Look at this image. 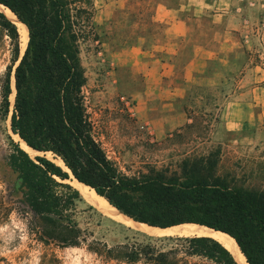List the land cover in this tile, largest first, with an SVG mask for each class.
I'll use <instances>...</instances> for the list:
<instances>
[{"label": "trees", "instance_id": "trees-1", "mask_svg": "<svg viewBox=\"0 0 264 264\" xmlns=\"http://www.w3.org/2000/svg\"><path fill=\"white\" fill-rule=\"evenodd\" d=\"M0 4L28 29V47L20 61L18 27L0 12V29L12 47L11 65L0 83L2 117L8 119L11 111L14 72L11 130L30 149L45 154L31 158L10 138L14 149L8 166L18 177V191L37 241L60 249L88 244L91 235L77 221L82 196L67 182L75 178L136 223L164 230L195 224L224 232L235 240L249 264H264V192L219 175V150L186 156L180 172L149 165L146 172L133 175L122 172L109 156L84 93L88 77L81 55L89 42L86 33L102 43L93 22L95 0H0ZM194 96H189L186 108L193 123L168 139L202 129L189 108ZM48 154L61 159L74 178ZM165 239L180 242L190 257L238 264L229 250L211 238ZM96 243L101 248L90 245L88 250L108 262L173 264L167 253L152 244L127 240L110 247Z\"/></svg>", "mask_w": 264, "mask_h": 264}, {"label": "rangeland", "instance_id": "rangeland-1", "mask_svg": "<svg viewBox=\"0 0 264 264\" xmlns=\"http://www.w3.org/2000/svg\"><path fill=\"white\" fill-rule=\"evenodd\" d=\"M105 2L107 3V0H96L93 21L95 33L102 42V48L94 40L95 36L93 34L86 33V39L89 42L86 41L83 46L82 63L89 73L91 71L95 73L96 82L92 88L91 86L89 89L85 88L84 93L90 113L102 134L101 140L104 142V147L109 156L119 163L121 171L133 175L136 172H146L149 165H157L158 168L165 167L170 168L171 171L180 172L181 162L186 156H200L211 150H219L220 158L216 169L219 175H229L240 186L264 192V125L255 132V140L252 144H247L246 140L240 136L239 141L236 142L237 136L222 137L219 134V112L216 110V106H220L219 104L222 103L223 96L226 93L228 94L236 89V81L239 77L235 78L228 89L219 90L220 95L195 94L189 106L197 112V122L202 128L200 131L195 130L191 134L186 133L181 138L174 136L172 139L159 143L154 142L149 131L138 124L132 114L134 104L132 107L128 106L125 101L127 97L115 83L111 84L112 81L109 85L101 83L102 85L100 84L97 87V77L101 78L99 69L103 71L104 68L107 73L112 71L107 53L104 52L105 47H103L106 42L105 32L108 31L109 27L107 21L105 22L107 15L101 13L102 5H105ZM132 6L133 3L130 2V4L125 5L124 9H121V12H124L125 9L129 10ZM4 8H0V12L3 14L5 13L3 12ZM257 14L255 11L247 10L245 16L256 22L258 20ZM4 15L18 27L21 41L20 50L23 54L26 50L24 45L25 26L17 22L14 14L7 16L5 13ZM119 15H123V19L126 18L128 21L125 14L119 12ZM130 15L134 18L136 15L139 16V13H131ZM143 21H149L148 14L143 17ZM113 22H115L114 19ZM240 22L242 23L241 17ZM11 48L9 37L0 29V83L5 77L7 67L11 65ZM97 52H100L99 56ZM11 82L13 94L10 97L11 111L8 119L2 117L0 95V264H127L117 261L108 262L104 257L88 250L90 245L92 248H101L96 242L106 243L108 246L113 247L123 244L127 240L156 246L158 250L168 254V258L173 264H215L204 258L190 257L185 253L180 242L165 239L182 238V236L162 235V232L158 231V233H149L142 230V226L134 224V221L130 218L131 221L121 217L119 221L125 223L122 224L105 216L101 212V208L104 209L105 207L108 210L107 205L109 203L100 197L104 201L95 199L98 201H96V204H89L82 192L72 183L73 180L67 182L74 188L76 187L75 189L82 196L83 201L78 204L77 221L79 226L88 235H91L88 244L82 248L60 249L54 244L45 245L37 241V236L30 231L31 215L22 203V195L18 191V177L8 166V158L14 149L11 139L23 148L22 141L18 136L11 133L10 126L15 101L14 72L12 73ZM202 111H204V114L212 115L203 116ZM202 117L204 118L203 122ZM207 124L210 125L206 129ZM39 155L41 154L30 156L36 158ZM47 157L52 161L58 160L50 154ZM138 264L146 263L141 262Z\"/></svg>", "mask_w": 264, "mask_h": 264}, {"label": "crops", "instance_id": "crops-1", "mask_svg": "<svg viewBox=\"0 0 264 264\" xmlns=\"http://www.w3.org/2000/svg\"><path fill=\"white\" fill-rule=\"evenodd\" d=\"M235 5L236 0H107L101 11L109 24L103 47L112 71L99 69L97 87L115 83L134 104L138 124L159 143L193 123L189 96H216L239 77L216 108L219 134L252 144L264 125V37L244 41ZM86 74L89 89L96 77Z\"/></svg>", "mask_w": 264, "mask_h": 264}, {"label": "bare ground", "instance_id": "bare-ground-1", "mask_svg": "<svg viewBox=\"0 0 264 264\" xmlns=\"http://www.w3.org/2000/svg\"><path fill=\"white\" fill-rule=\"evenodd\" d=\"M0 8H4V7L1 5ZM4 9L5 10L3 12H5L7 16L13 15L10 10H8L7 8H4ZM24 29H25L24 45H25V48H26L29 36H28V33H27V28L24 27ZM22 144H23L22 145L23 149L26 150L29 153V155L39 154L38 152H35L34 150L30 149L23 141H22ZM54 162L55 163L57 162L56 163L57 165L62 166L65 170H67L65 168L63 162L60 159H58L57 161H54ZM71 180H73L72 183L82 192V194L85 196V200L86 201L88 200L89 204L94 205V204H96V201H97L95 199H101L94 191H92L88 187L84 186V184H81V183H79L78 181H76L74 179H71ZM102 201H104V200H102ZM103 204L105 205V202ZM104 205H103V207H104ZM97 206H100V205H97ZM97 206H96V208H97ZM107 206H108V208H107L108 210H106L105 207H104V209L101 208V212L103 214H105V216H107V217H109V218H111V219H113L115 221H118V222H120L119 219L121 217H124V218L130 220L129 218L124 216L122 213H120L116 208H114L110 204H108ZM120 223H122V222H120ZM133 223L142 226L143 227L142 230H144L146 232H149V233L162 232V235L170 234L172 236L173 235L182 236V238L183 237H187V238H191V237H210V238H213L216 241H218L219 243H221L227 250L230 251V253L233 255V257L235 258V260L237 261L238 264H247V261H246L245 257L243 256V254L241 253V250H240L239 246L237 245V243L235 242V240L230 238L229 236H227L225 234L220 233V232H214V231H212V230H210L208 228H204V227H200V226H196V225H187V224L183 225V226H179V227H175V228H170V229H165L164 230V229H159V228H152V227H149L147 225L139 224V223H136V222H133ZM122 224H125V223H122ZM128 225H132V224H128ZM134 227H135V225H134ZM159 236H161V235H159ZM167 236H165V237H167Z\"/></svg>", "mask_w": 264, "mask_h": 264}, {"label": "built area", "instance_id": "built-area-1", "mask_svg": "<svg viewBox=\"0 0 264 264\" xmlns=\"http://www.w3.org/2000/svg\"><path fill=\"white\" fill-rule=\"evenodd\" d=\"M235 12L242 18L244 28V41L250 42L253 37L263 40L264 37V0H236ZM246 10L257 12L258 20L255 22L252 18L245 16ZM129 107L133 106L130 99H125Z\"/></svg>", "mask_w": 264, "mask_h": 264}, {"label": "water", "instance_id": "water-1", "mask_svg": "<svg viewBox=\"0 0 264 264\" xmlns=\"http://www.w3.org/2000/svg\"><path fill=\"white\" fill-rule=\"evenodd\" d=\"M1 5V4H0ZM3 6V5H2ZM6 8V7H5ZM8 9V8H7ZM9 10V9H8ZM12 12V11H11ZM2 13V12H1ZM15 16V15H14ZM16 17V16H15ZM16 19H17V17H16ZM17 21L18 22H20L18 19H17ZM21 23V22H20ZM15 24V23H14ZM22 24V23H21ZM25 26V25H24ZM28 30V29H27ZM27 47H28V44H27ZM27 47H26V49H27ZM26 51V50H25ZM25 55V52L23 53V54H21V56H20V61H21V59L23 58V56ZM19 61V62H20ZM15 93H16V88H15ZM10 121H11V118H10ZM11 133L14 135V136H17V135H15L13 132H12V130H11ZM19 137V136H18ZM19 139L21 140V138L19 137ZM22 141V140H21ZM26 144V143H25ZM21 147V146H20ZM21 149L23 150V148L21 147ZM25 151V150H24ZM26 152V151H25ZM35 152H37V151H35ZM39 154H41V155H39V157H44V155L45 154H43V153H40V152H38ZM48 158V157H47ZM49 159V158H48ZM61 160V159H60ZM62 161V160H61ZM63 162V161H62ZM53 163H55V162H53ZM63 164H64V162H63ZM59 166V165H58ZM64 166H65V164H64ZM60 167H62V166H60ZM63 168V167H62ZM65 168H67L66 166H65ZM67 170L68 171H66L65 170V172H67L69 175H70V178L71 177H73L74 178V176H73V174H72V172L67 168ZM75 179V178H74ZM76 180V179H75ZM86 186V185H85ZM98 195V194H97ZM99 196V195H98ZM106 200V199H105ZM119 211V210H118ZM120 212V211H119ZM124 215V214H123ZM127 217V216H126ZM129 218V217H128ZM131 219V218H130ZM136 222V221H135ZM184 225H186V224H184ZM192 225H195V224H192ZM148 226V225H147ZM179 226H182V225H179ZM196 226H200V227H204V226H201V225H196ZM175 227H177V226H175ZM156 228V227H155ZM170 228H172V227H170ZM204 228H208V227H204ZM160 229H162V228H160ZM166 229H168V228H166ZM208 229H210V228H208ZM210 230H212V231H214V232H220V231H216V230H214V229H210ZM220 233H222V234H225V235H227V236H229L230 238H232L230 235H228V234H226V233H224V232H220ZM206 238H210V237H206ZM211 239H213V238H211ZM233 239V238H232ZM213 240H215V239H213ZM243 254V253H242ZM245 257V256H244ZM246 258V257H245ZM247 261V260H246ZM247 264H249L248 262H247Z\"/></svg>", "mask_w": 264, "mask_h": 264}]
</instances>
